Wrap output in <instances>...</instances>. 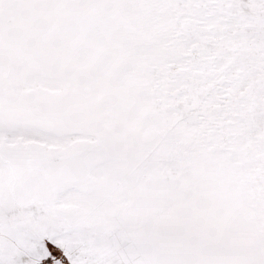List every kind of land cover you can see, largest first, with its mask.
<instances>
[{"label": "snow or ice", "instance_id": "1", "mask_svg": "<svg viewBox=\"0 0 264 264\" xmlns=\"http://www.w3.org/2000/svg\"><path fill=\"white\" fill-rule=\"evenodd\" d=\"M0 264H264V0H0Z\"/></svg>", "mask_w": 264, "mask_h": 264}]
</instances>
